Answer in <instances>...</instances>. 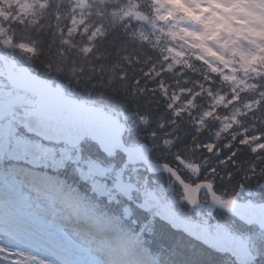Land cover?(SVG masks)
<instances>
[{
	"label": "trees",
	"instance_id": "1",
	"mask_svg": "<svg viewBox=\"0 0 264 264\" xmlns=\"http://www.w3.org/2000/svg\"><path fill=\"white\" fill-rule=\"evenodd\" d=\"M159 3L161 0H0V24L1 36L10 34L11 49L8 53L16 55L18 47L22 41H27L33 45V63H30L34 69L42 70L45 66L38 63L39 60H50L58 62L63 53L67 55L64 66V74L74 68L81 74L90 75V81L99 82L104 86V90L119 95L124 83L120 79H111V70L101 59L88 54L82 45H75L81 50L79 52H69L68 46H56L59 40L64 37L67 27L73 28L72 20L78 21V13L82 12L85 23L89 24L87 30H97L98 35L88 39L90 34L81 35L79 32L73 35V40L80 43L91 40L93 50L101 56L106 52L111 58H116L114 66L123 71L129 84H138L131 97L130 106H136L141 115L154 121L159 112L167 114L166 96L180 87H191L192 91L198 90L196 99L193 102V113L185 118L189 123L195 122V115L200 110H205L211 106L212 98L225 92L227 84L221 79V75L210 71L206 62L196 59L189 47L183 46L186 54L179 55L172 46L179 47L184 43L172 36L173 28L168 24L163 25L156 20L152 10L151 2ZM85 5V7H82ZM24 10L23 15L17 14V9ZM129 11H140L141 15H147L152 24L149 29V36L144 42L136 41L129 45L132 62H125L120 58L121 48L124 39L112 36L110 28L113 25H120L126 18L129 25L135 24L136 17L133 14L128 15ZM132 17V18H131ZM131 18V19H130ZM29 19L38 23L30 25ZM138 24H141L140 22ZM146 26L145 23H142ZM12 25L13 32L9 28ZM48 27H50L48 29ZM82 28V26H79ZM63 28V29H61ZM147 41H151L147 43ZM111 44H113L111 46ZM185 45V43L183 44ZM73 47V46H72ZM182 47V46H181ZM50 51V52H49ZM49 52V53H48ZM262 52V56H264ZM130 60V61H131ZM237 67L240 64L234 62ZM168 67V68H167ZM262 74L254 77L257 84L254 90H243L238 96L229 102L228 94L224 103L217 107V111L211 118L206 120V127L202 133L211 139L216 134V129L221 126L219 117L232 114L236 109L241 110V114L232 123V127L223 131L220 135V141L231 140L228 147L220 145L221 154L214 159H226V164L231 165L232 160L237 163V168L245 167L243 163L255 164L253 179L257 183L254 188L257 197L264 199V62H259ZM164 72L175 85H168L163 88H155L152 85L143 83L149 79V75L157 72ZM66 75V74H65ZM156 83V82H155ZM151 88L155 90L150 91ZM261 92V95H259ZM183 96H188L183 94ZM156 108V111H153ZM23 131V126L20 127ZM24 133V132H23ZM259 136L262 141L257 151L252 150L253 141L243 142L245 137ZM234 147L239 148L231 155ZM248 164V165H250ZM63 173L67 174V170ZM260 184V185H259ZM259 185V186H258ZM257 261L252 264H264V250L260 252Z\"/></svg>",
	"mask_w": 264,
	"mask_h": 264
},
{
	"label": "rangeland",
	"instance_id": "2",
	"mask_svg": "<svg viewBox=\"0 0 264 264\" xmlns=\"http://www.w3.org/2000/svg\"><path fill=\"white\" fill-rule=\"evenodd\" d=\"M188 19V23H189ZM188 24H186L184 27H186ZM183 26V25H182ZM198 27V25H197ZM243 50L252 51L249 45L244 41L242 43ZM214 68H217V64H213ZM230 66L228 67V69ZM234 72L229 71L225 73V76L228 81H231L234 77ZM249 83L245 78L240 79V81L237 83V86L247 88ZM6 97V92L0 91V111L2 109H6L8 103H2L1 99L6 101L4 99ZM7 102V101H6ZM2 141V137H0V144ZM22 144L16 143L12 147L11 155L15 156V154L22 152ZM62 151L64 155H66L65 148H62ZM41 150L33 145L29 149V153L33 155L34 157L41 154ZM89 168L92 170V172H102V168L98 166L97 164H91ZM138 170V167L132 166L129 170V174L136 175V171ZM21 174V173H20ZM30 176V175H29ZM20 177L24 180H20L16 183V188L20 190L21 193L26 194V200L25 203L28 207V211L32 213L33 216L31 217H24L22 216L20 220L17 222V224L12 222L11 218H6L4 212L0 210V264H61L58 260L54 258H47V257H40V253H37L34 249L30 247L29 244H36L41 243L42 241H50L47 237H50L51 240L55 241V233L52 230L49 229V222L52 218L51 211L60 209V213L55 218L57 220H70L73 221L70 216L72 215L70 212H68L67 216H63L64 213H67L68 210H70V207H67L66 205H62L59 201H52L48 197V193L51 192L52 186H48L46 182H44L40 177H38L35 180H32L31 177L20 175ZM131 177V176H130ZM129 178V177H128ZM119 190H125L128 191L129 184L128 182H124L123 180H120V182L116 185ZM98 186H95L93 189L96 190ZM102 189V187H101ZM168 208V207H167ZM169 210V208H168ZM79 211V207L74 205V213H77ZM169 215L166 217L168 219L174 218L175 215H177L179 212L170 210L168 211ZM100 225L99 227L101 230H104L103 226L104 221L102 219L99 220ZM93 224V222H92ZM94 225V224H93ZM175 226H179L182 229H185L187 232H190L195 237L199 238L201 241L209 243V244H215L217 246H220L217 241L214 238V234L216 230L219 228H216L214 232L210 231L205 224H195L192 222H187L183 220L181 217H177V220L175 221ZM13 229V231H9L8 229ZM53 228V226H52ZM205 229H207V232H205ZM221 231V228H219ZM38 234L40 232L41 236H38L35 234ZM62 233H65L64 230H61ZM68 237H82L86 238L91 241L90 245L88 246H78L73 245V248L68 245L64 238L67 236L64 235L63 242H61V245H58L59 250L64 251V253H67L69 255H65L60 252V256H64L67 259L68 264H74V259L77 260V254L76 252L80 253V256L78 258L79 264H85V262H89L92 264H108V257H103L99 254V257L97 259V251L95 250V246L102 245L101 242H98L96 238H94L90 234H86L84 232H78L77 236L76 234L72 233L73 231L68 230L66 231ZM226 232V231H224ZM228 234V233H227ZM48 235V236H47ZM230 235V234H229ZM233 237V236H232ZM85 239V240H86ZM68 240V238H67ZM74 240V239H73ZM81 243H85L83 239H79ZM97 241V242H95ZM243 243L242 240H239ZM112 248H114V244L110 243ZM244 245V244H243ZM245 246V245H244ZM99 250V247L96 248ZM229 250V249H228ZM230 251L235 252L236 254L241 255L235 248H232ZM117 254L114 255L116 257ZM122 264V262L118 263ZM128 264H137L134 260H131L128 262Z\"/></svg>",
	"mask_w": 264,
	"mask_h": 264
},
{
	"label": "clouds",
	"instance_id": "3",
	"mask_svg": "<svg viewBox=\"0 0 264 264\" xmlns=\"http://www.w3.org/2000/svg\"><path fill=\"white\" fill-rule=\"evenodd\" d=\"M156 12L161 21L179 13L178 23L186 18L194 22V30L181 26L172 36L190 45V52L197 50L193 54L201 59L215 57L224 68L236 57L241 68L264 62V0H162ZM241 38L256 50H243Z\"/></svg>",
	"mask_w": 264,
	"mask_h": 264
},
{
	"label": "water",
	"instance_id": "4",
	"mask_svg": "<svg viewBox=\"0 0 264 264\" xmlns=\"http://www.w3.org/2000/svg\"><path fill=\"white\" fill-rule=\"evenodd\" d=\"M0 58L4 60L9 77L14 83L34 91L39 96V107L32 109L29 114L31 131L48 139L67 140L71 144L79 137L93 136L104 150L109 152L111 151L109 149L116 144H122L121 135L124 130L122 126L104 122L102 116L94 114L99 113V110H92V108H87L83 102L65 97L61 89L53 88L43 79L32 75L26 67H17L15 61L2 55ZM121 148L126 151L129 159L146 161L151 171L166 169L165 165L149 162L145 145L133 148L121 145ZM262 210H264V204L244 208L242 213L252 211L258 216Z\"/></svg>",
	"mask_w": 264,
	"mask_h": 264
},
{
	"label": "snow or ice",
	"instance_id": "5",
	"mask_svg": "<svg viewBox=\"0 0 264 264\" xmlns=\"http://www.w3.org/2000/svg\"><path fill=\"white\" fill-rule=\"evenodd\" d=\"M221 203L231 207V201H221ZM240 215L241 218L247 219L249 222L255 219L261 225V227H264V210H262L258 216L252 211H249L248 213H240ZM205 232H207V229H205ZM214 238L222 248H227L229 250L235 248L241 254V256L247 255V249L243 243L239 241V238H234L226 232L221 231L219 228L216 230Z\"/></svg>",
	"mask_w": 264,
	"mask_h": 264
}]
</instances>
